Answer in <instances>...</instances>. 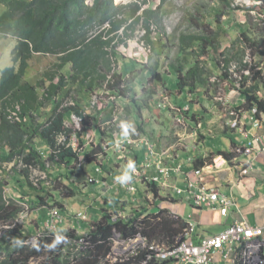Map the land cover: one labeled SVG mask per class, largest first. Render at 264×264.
Listing matches in <instances>:
<instances>
[{
	"label": "trees",
	"instance_id": "1",
	"mask_svg": "<svg viewBox=\"0 0 264 264\" xmlns=\"http://www.w3.org/2000/svg\"><path fill=\"white\" fill-rule=\"evenodd\" d=\"M0 4L5 5V10L0 16V33L12 34L17 38L13 50L16 65L0 71V264H30L31 259L38 258H41L44 264H109L106 259L110 251L109 238L115 230L120 232L123 238L141 232L150 242L173 244L175 236L185 225L182 218L169 215L166 209L151 213L149 208H146L144 211L135 212L129 219L118 217L112 221L111 215L119 213L121 207L116 204V198L109 199L105 196L100 200L107 207L103 208L101 218L92 223L86 236L87 246L74 256V262L62 259L59 254L61 241L76 236L73 229L44 234L33 246L21 244L25 238L32 236L34 231L27 230L22 234L19 225L10 226L23 206L19 199H14L5 192L6 184L18 186L20 182L23 183L27 190L22 198H27L26 201L28 200L31 207L50 205L46 198L49 195L44 198L45 192L51 194L46 185L48 180L56 186L61 185V189H67V196H72L79 187L65 183L62 179L68 180L69 176L63 175L62 172L55 175L53 169L62 166L70 169L79 161V153L70 144V137L74 133L81 134L86 125V115H93H88L78 99H74L71 105H62V99L57 98V91L67 93L70 84L76 83L77 92L94 91L104 86L125 95L124 88L121 87V75L112 69V61H116L119 54L117 46L122 42L126 43L123 37H129L128 31L133 32L142 20H145L144 26L149 33V19L155 10L145 7L147 0L129 4H116L114 0H0ZM141 9L142 13L139 14ZM213 23L215 24L216 20L206 24ZM221 25L220 23V29L223 28ZM237 26L238 36L231 46L236 48V55L233 56H229V47L220 50L219 31H214L212 35L189 37L199 43L200 51L207 60L221 66L224 64L226 73L219 76L220 85L226 82L238 89L245 98L243 107L250 109L256 105L258 111H263L264 99L258 97L256 92L261 86L260 83L264 85L259 71L252 67L251 78L255 80V84L247 86L244 78L245 81L240 80L237 87L233 84L232 73L228 68L234 61L238 66H245L242 61L247 50L264 58V27L259 28L248 20ZM146 37L149 40L148 36ZM185 40L186 37H183L182 42ZM36 52L56 55L62 53L58 56V67L62 68L70 63V73L65 75L60 70L47 73L45 79L36 84L23 81L28 61ZM175 70L179 72L177 87L179 90H185L188 86V80H182L185 73H182L181 67H176ZM186 72L184 78L189 81L196 80L195 84L204 81L200 77L197 79L200 74L198 61L190 65ZM151 78L157 79L160 86L165 84V79L157 70L152 71ZM39 87H45L42 89L44 93L40 92ZM166 89L172 90L169 86ZM71 113L81 119L80 129L65 125V116ZM61 136L64 139L60 141ZM35 137L47 147L46 156L39 150L34 141ZM83 141L84 138H80V144ZM99 152H103L102 147L90 148L84 152L83 159L88 161L87 163H93ZM219 153L227 159L234 156L228 151L221 150ZM6 163L20 164L19 169H10L15 175L8 174L9 171L3 166ZM48 163L54 165L52 171L47 166ZM204 163L203 160H196L195 167ZM33 169L44 172L46 180L38 179L35 183L31 179ZM5 175H9V179H5ZM58 177H61L60 180H57ZM152 190L155 194V187H152ZM55 204L61 210L64 209L62 201H56ZM150 253L149 248L142 249L122 264L169 262L155 258L147 259Z\"/></svg>",
	"mask_w": 264,
	"mask_h": 264
},
{
	"label": "rangeland",
	"instance_id": "2",
	"mask_svg": "<svg viewBox=\"0 0 264 264\" xmlns=\"http://www.w3.org/2000/svg\"><path fill=\"white\" fill-rule=\"evenodd\" d=\"M135 1L137 0H115L117 4H128ZM147 7L155 10V13L149 19V33L147 34V30L144 28L145 20L141 21L137 25L135 32H129L131 34L125 39L126 45L120 43V46H117L119 54L116 57V61H112L113 71L122 73L121 87L126 86L124 88L125 97L115 96L105 89L77 92L76 83L70 84L67 93L62 90L57 91V98L62 99V105H71L74 99H78L88 115H96V119L93 116L86 115L85 130L77 136L72 135L70 142L74 148L82 147L81 151L88 147H102L103 149L106 147L108 149L107 154H98L96 162L107 163L110 161L108 157L112 152V143L107 140V137L114 138V135H120L124 132L133 138H140L141 134L144 133L143 129H146L147 133L154 130L158 132V128L161 125L157 126V121H159L157 117H164L165 113L171 115L170 121L174 122L173 128L175 132L176 130H191L186 124V120L184 122L182 119L178 120L180 117L179 113L177 112L176 116V111L173 108H168L170 105L176 107L188 103L191 106H198L203 111L202 105L196 104L198 101L203 103L205 107L204 115L206 114V116L202 115L198 118L197 126H200L203 122V124H216V121L226 122L227 119H229L228 124L232 122L240 126L241 121L244 122L248 115L244 109L233 108L232 100L234 98L241 99L237 95V91L232 88L226 92L220 85L219 76L226 73L223 69L224 64L221 66V64L207 60L206 56L200 51L199 43L193 37H189V35H212L214 31H219L220 50L229 47V56L236 55V52H234L236 48L231 46L238 36L239 27L237 25L243 24L248 20L259 28L264 27V0H147ZM4 10L5 6L0 4V15ZM213 20H216L215 24H206ZM220 23L222 24L220 26L223 27L222 29L219 28ZM145 35L148 36L149 40ZM183 37H186L184 43L182 42ZM16 42L17 38L12 34L0 36V71L4 67L16 65L13 59V50L16 47ZM244 57L245 61L248 62L246 69L243 70L239 66L236 67L234 65L235 61L230 66L228 71L233 73L231 74L232 81L240 76L242 78L249 77L252 67L254 70H261V75L264 74L263 57L249 50H247ZM131 59L134 60L131 61ZM196 61H198L200 69L197 79L200 77L205 81L200 82L201 84H195L196 80L189 81V79L184 78L189 66L195 64ZM59 63L58 58L52 54L36 52L28 61V68L22 79L23 81L36 84L40 80H44L47 73H56V71L60 70V72L67 75L71 70L70 65L67 64L60 68L58 67ZM176 67H181L183 73H185L182 76V80H188V86H186L183 94H179L180 91L177 87L178 74L175 70ZM155 69H160V74L165 79V84L162 86H160L157 79L150 78V72L155 71ZM237 69H240L239 73L236 72ZM262 78L264 80V76ZM234 82L236 83L235 80ZM168 86L173 92L178 91V95L175 97L169 95V90L166 89ZM39 89L40 92L44 93L42 89H45V87H39ZM154 92L155 94H153ZM132 95H134L135 99L130 100ZM259 96L264 98V87L261 88ZM189 98H192V100L189 101ZM154 100L166 102V107L163 108L166 111H160L153 104ZM204 118H206L205 121H203ZM64 122L65 125L73 126L75 129L81 127V120L76 115H67ZM181 122L183 123L178 124ZM97 128L100 129V133L95 132ZM80 137H84L82 144H80ZM170 137L178 140V137L174 135ZM63 139V136L59 138L60 141ZM34 141L38 145L39 150L45 154L43 149L46 146L44 143L38 137H35ZM83 144H86V146ZM127 148L129 150V146ZM80 162H76L73 168L70 169L65 167L53 169V174L55 175L58 172H62L63 175L69 176L67 181L62 179L65 183H76L79 187L72 196H67V189H61V185L56 186L55 183H51L48 180L46 185H48L47 189L51 190V194L48 191L45 192L44 198L49 195L46 198L51 206L56 201H62L65 209L67 205L72 208V211L87 209L86 205H81V203H86L96 209L97 203L95 200L101 199V189L98 197L95 193L87 191L89 174L85 173V171L90 170L91 163L83 160L82 156ZM3 166L9 171V175H15L10 170L13 167L20 168V164L14 165L13 163H7ZM9 175H5V179H9ZM45 175L44 172L33 169L31 179L36 183L38 179L46 180ZM58 179L60 180L59 177ZM10 186L14 188L13 185ZM10 186L6 184V192L10 191ZM18 187L24 188L25 185L22 183V186L18 185ZM118 191L123 195L124 199H131L136 196V194L127 193V190L121 186L118 187ZM17 192L19 193V191ZM99 203L100 209L106 206L102 201ZM55 206L57 205L55 204ZM127 208L125 214L129 216L131 211L127 210ZM87 210L88 220L81 221L85 227L82 226L78 230L77 234L79 235H82L85 230H90L91 221H98L102 215L99 212H92L90 206ZM60 227H65V223Z\"/></svg>",
	"mask_w": 264,
	"mask_h": 264
},
{
	"label": "crops",
	"instance_id": "3",
	"mask_svg": "<svg viewBox=\"0 0 264 264\" xmlns=\"http://www.w3.org/2000/svg\"><path fill=\"white\" fill-rule=\"evenodd\" d=\"M237 95H239L241 99L234 98L232 100L234 104L233 107L242 103V96L238 93ZM196 104L202 105L205 110L203 103L198 101ZM204 110L202 111L198 106L189 105L185 120L191 130H176L175 132L173 128L174 122L170 121L171 115L165 112L164 117H157L159 119V121H157V126L161 125V127L158 128V132L154 130L147 133L146 129H143L144 133L141 135L147 136L152 143H154L155 148H163V150L167 151L165 162L169 165H176L179 163L182 165L183 170L178 174H172L171 172L169 178L163 180L165 186L162 185V188L159 187V191H157L156 201H158V206L176 210L184 219L195 221L197 223L196 233L198 235L214 234L233 222H246L251 225L264 227V151H261L259 147V145L264 146V114L261 116V127L252 126L248 123V118L244 119V122L240 120V126L238 125L232 128L228 126L227 122L229 119H227L226 122L216 121V124H203V122L200 126H197V120L200 116L204 115ZM204 116H206V114ZM206 118H204L203 121H205ZM160 122L161 124H159ZM172 135L178 137V140L177 138L175 140V138L173 139L170 137ZM256 135L260 137L261 141H255V149L250 156L251 163L246 173L242 174L239 172L245 156H239L237 158L238 162L233 164V162L230 163L218 154L221 150H232L234 144L254 141L253 138ZM116 136L118 135H114V138L107 137V140L113 142ZM145 155L146 150L141 145H132L129 147V153L127 154V161L128 165H130V169L133 167L134 171L143 173L142 176H135V179L138 181L136 182L138 190L140 189L142 193L144 192L142 194L144 199H142L139 193L136 198L132 199V205L137 207L142 205L140 202L144 203L145 200L152 197L149 187H147L144 182V178L155 174V168H153V166L150 169H145L143 167L142 162ZM208 156L211 157L212 162L214 160L216 163H205L200 168H194L195 160L206 159ZM108 158L110 159L109 166H111V168L107 169V172H111L112 177L124 176L126 168L124 163L118 161L116 154L113 152L109 154ZM189 159H192V161H189ZM214 164L219 168H215ZM89 168V173H92L94 170H92L93 166L91 165ZM186 176H190L194 181L201 182L207 186H217L222 193L232 198L234 205L229 208L226 215H221L218 210H213L208 207H196L190 200H185L183 196L177 195L174 191V187L183 186L185 184L184 180ZM161 182L162 181L156 183V186L162 184ZM19 185L22 186V183ZM95 186L96 187L88 186L87 190H90V193L92 190L98 193L100 189H103L100 188V185ZM9 190V192H6L9 196L19 197L20 199L27 189L25 187L20 188L14 186L13 188L10 186ZM17 191H19V193ZM167 196L173 197L174 202L169 203L165 200ZM20 202H22V200H20ZM99 202H101L100 199L96 201V209L92 206L90 209L92 212H99V214H102L104 206L100 209ZM83 204L87 205L86 203H81V205ZM71 209L72 208L66 205V209L62 210V212L68 213V211H72ZM45 216V206L31 209L29 220H33V223L30 224L29 228H35L38 224H41V219L42 217L45 218ZM73 226L77 230L82 228V226L85 227L83 223L78 224L77 222L74 223L73 220H65L66 228ZM237 250H239V245L234 243L231 247H226L220 252H214L211 263L236 264L235 259ZM224 255H226V257H224Z\"/></svg>",
	"mask_w": 264,
	"mask_h": 264
},
{
	"label": "built area",
	"instance_id": "4",
	"mask_svg": "<svg viewBox=\"0 0 264 264\" xmlns=\"http://www.w3.org/2000/svg\"><path fill=\"white\" fill-rule=\"evenodd\" d=\"M149 156H154L150 143L145 141ZM118 145V144H117ZM250 146L243 150L237 148L238 151H249ZM151 162L148 158L144 161L145 167H150ZM158 171L162 178L166 179L171 171L181 172L180 167L167 168L157 164ZM153 180H158V176H153ZM130 190H134L132 183L126 185ZM177 194L184 195L197 206H204L213 209H218L223 215L228 211L229 206L233 205L231 197L221 194L216 187H207L204 184L194 181L188 177L185 180L184 187L175 188ZM28 215V208L16 218L11 226L17 224L22 226ZM123 217L120 213L111 217V220ZM77 220L86 218V214L82 211L75 214ZM123 218H126L124 216ZM64 222V216L61 214L59 208L55 206H46V217L42 221L40 228L36 230L35 235L24 239L21 244L35 245L38 238L47 233L58 232L60 226ZM194 225L188 223L174 238V243L171 245L159 244L152 242L149 246L152 250L148 255V259L155 258L157 260H169L173 264H212V254L216 251H222L226 247H230L232 243L238 242L242 244V264H264V229L261 227H254L245 222H235L224 228L217 234L201 237L196 240L193 237ZM85 235V234H84ZM69 237L65 241H61L62 248L65 254H74L87 246L85 236ZM110 251L107 255L109 264H122L129 261V259L140 251L143 247L148 245V240L141 233L123 238L120 232L116 230L109 238ZM226 255H224L225 257ZM31 264H39V260H31ZM102 264V263H101ZM142 264V263H129Z\"/></svg>",
	"mask_w": 264,
	"mask_h": 264
},
{
	"label": "clouds",
	"instance_id": "5",
	"mask_svg": "<svg viewBox=\"0 0 264 264\" xmlns=\"http://www.w3.org/2000/svg\"><path fill=\"white\" fill-rule=\"evenodd\" d=\"M138 1H140V0H137V1H135V2H138ZM87 2H92V0H87ZM114 2H115V0H114ZM116 3V2H115ZM132 3V2H131ZM117 4V3H116ZM118 4H121V3H118ZM129 4V3H128ZM5 6V5H4ZM146 8H148L147 7V4H146V6H145ZM142 10L143 9H141L140 10V12H139V14H141L142 13ZM4 12V11H3ZM2 12V13H3ZM1 13V14H2ZM1 16V15H0ZM143 21V20H142ZM136 28H137V26H136ZM136 28H135V30L133 31V32H135L136 31ZM144 28H145V26H144ZM149 28H150V24H149ZM146 29V28H145ZM147 30V29H146ZM128 32H131V30H129ZM133 32H131V33H133ZM131 33H129V34H131ZM8 34V33H7ZM7 34H5V35H2L1 33H0V36H6ZM147 34H148V31H147ZM146 36V35H145ZM127 37H123V39H124V41H126L125 39H126ZM17 43V42H16ZM122 44H123V42H122ZM16 45V44H15ZM123 45H126V43L124 42V44ZM38 53H40V52H38ZM42 54H50V53H42ZM62 54V53H61ZM61 54H58V55H56V54H52L53 56H56L57 58H58V56L59 55H61ZM59 60V59H58ZM134 59H131V61H133ZM130 64H132L131 62H129ZM242 63L243 64H245V66H239V68L240 69H242L243 68V70L244 69H246L248 66V62L247 61H245V57H244V59H243V61H242ZM69 65H70V67H71V64L69 63ZM232 65V64H231ZM230 65V66H231ZM236 67H238V65L235 63L234 64ZM230 66H229V68H230ZM7 67H10V66H7ZM7 67H4V68H7ZM251 67V66H250ZM229 68H228V70H229ZM240 69H237L236 70V72H238L239 73V71H240ZM155 70H157L158 72H161V70L160 69H155ZM154 71V70H153ZM255 71H259V74L261 75L262 74V72H261V70H255ZM117 72V71H116ZM177 72V71H176ZM70 73V72H69ZM68 73V74H69ZM118 73V72H117ZM179 72H177V74H178ZM182 73H183V71H182ZM232 73V72H231ZM118 74H120L121 75V78L123 77L122 76V73H118ZM150 74L152 75V72H150ZM184 74V73H183ZM233 74V73H232ZM262 77L264 76V74L263 75H261ZM168 77H169V75H168ZM178 77H179V74H178ZM140 78V77H139ZM150 78H151V76H150ZM244 78H246V84H247V86H251V85H253V84H255V80L253 79V78H251V75L249 76V77H244ZM244 78H242V76H240V77H238V78H236V79H234L235 81H236V83L234 82V80H233V83H234V85H236L237 87H239V81L240 80H243V81H245L244 80ZM178 80H179V78H178ZM219 80H220V77H219ZM125 81V80H124ZM124 81H123V83H124ZM178 82V81H177ZM104 85L106 86V83H104ZM261 86H260V88H259V90H257L256 92H257V96L258 97H260L259 96V92L261 91V88H263L264 87V85H262V84H260ZM222 86V88H224L225 89V91L226 92H228L229 90H231L232 88L233 89H235L236 91H237V93L238 94H240L241 96H242V103L241 104H239L238 106H235V107H233V108H236V109H239V110H246L245 112H247L248 113V115L246 116V119L248 118L249 120V122L248 123H250L252 126H254V127H261V125H262V120H261V116L264 114V110L263 111H258V108H257V106L256 105H254L252 108H250V109H248V108H245V107H243L242 105L244 104V96H243V94H241V92L238 90V89H236V88H234V87H232V86H230V85H228L226 82L224 83V85H221ZM224 86H227V88H225ZM228 86H230V87H228ZM123 88H126V86L124 85L123 86ZM100 89H105L106 91H108L109 93H111V94H113V95H115V96H122V97H125V95H122L121 93L119 94L118 92H115V91H113V90H109V89H107L106 87H102V88H100ZM98 90V89H97ZM180 91V93L179 94H183L185 91L184 90H179ZM153 94H155V92L153 93ZM169 95H173L174 97L175 96H177L178 95V91H175V92H173L172 90H169ZM171 96H170V98H171ZM131 99L130 100H132L133 98H134V95H132L131 97H130ZM260 98H262V97H260ZM135 99V98H134ZM264 99V98H263ZM190 100H192V99H189V101ZM153 104L160 110V111H166V110H164L163 108H165L166 107V102H164V101H158V100H154V102H153ZM172 104V103H171ZM168 108L170 109V108H173L176 112H175V115L177 116V112L179 113V119L178 120H183V122L185 121V116L184 115H186L187 114V109H189V104L187 103L186 105H183V104H181V105H179V106H176V107H173V106H168ZM86 111V110H85ZM87 112V111H86ZM72 115H75V114H73V113H71ZM71 114H69V115H71ZM77 116V115H76ZM96 116V115H95ZM65 119H66V116H65ZM80 119V118H79ZM95 119H96V117H95ZM81 120V119H80ZM183 122H181V123H178V124H182ZM66 126H68V125H66ZM86 126V125H85ZM228 126L230 127V128H232V127H237L238 125H236V124H233L232 122L231 123H229L228 124ZM80 129V128H79ZM85 130V129H84ZM97 131L100 133V129L99 128H97ZM95 132H96V130H95ZM72 135H75V136H77V134L76 133H74V134H72ZM72 135H71V137H72ZM71 137H70V142H71ZM81 138V137H80ZM80 138H79V140H80ZM253 140L254 141H248L247 143H239V144H234V146H233V148H232V150H230V151H228V152H232L233 153V157L231 158V159H227L226 157H224V155L223 154H221V153H218L220 156H222L225 160H227V161H229L230 163L231 162H233V164H235V163H237L238 161H237V158L239 157V156H245V158H244V161L242 162V167L239 169V172H241L242 174H244V173H246V171H248L247 170V168L249 167V165H250V163H251V154H252V152H253V150L255 149V145H256V142H260L261 141V139H260V137L258 136V135H256V136H254V138H253ZM145 141H147L148 143H150L151 144V146H152V148H153V150L155 151V154H154V156H149V152H148V149H147V146H146V144H145ZM256 141V142H255ZM84 142V141H83ZM112 143V147H111V151L113 152V153H115L116 154V157H117V159H118V161H120L121 163H124V165L126 166V168H125V172H124V176H121V177H112L111 176V172H107V169H110L111 168V166H109V164H110V162H107V163H105V162H96V160L93 162V163H91V165L93 166V168H92V170H93V172L92 173H89V171L87 172V171H85V173H88L89 174V180H87V182H88V186H94V187H96L95 185H100V188H103V189H101V197L102 196H105L106 198H109V199H111V198H113V199H115L116 198V200H117V205H118V207H121V209H119V210H121L119 213L124 217V216H126V218H123V217H121L122 219H129L130 217H132L133 216V214L135 213V212H141V211H144L146 208L148 209L149 208V212H151V213H156V212H158V210L159 209H166L167 211H168V213H169V215H171V216H173V217H180V218H182L183 220H184V222H185V225L182 227V229L188 224V223H193V225H194V230H193V237H194V239H196V240H198V239H200L201 237H204V236H208V235H198L197 233H196V227H197V223L195 222V221H193V220H191V219H184L176 210H171V209H168V208H162V207H159L158 206V201H156V197H157V191H159V187L160 188H162V185L163 186H165V184H164V182H163V180H166V179H168L169 178V176L166 178V179H163L162 178V176H161V173L158 171V167H157V164L160 166H163V167H167V168H174V167H176V166H179L180 167V171L182 172L183 170H182V165L181 164H176V165H169L168 163H166L165 162V159H166V155H167V151L166 150H163V148H160V149H157V148H155V145H154V143H152V141L147 137V136H145V135H141L140 136V138H133V137H131V136H129L128 135V133H124V132H122L120 135H118L117 136V138L116 139H114V141L113 142H111ZM71 144V143H70ZM118 144V145H117ZM72 145V144H71ZM84 146H86V144H83ZM132 145H141V146H143L144 147V149L146 150V155H145V157H144V159H143V162H142V165H143V167L145 168V169H150L152 166H153V168H155V174H153V175H151V176H149V177H145L144 178V182L146 183V185H147V187H149V190H150V192H151V198L150 199H148V200H145V202L144 203H142V202H140L142 205L140 206V207H137V206H133L132 204H133V201H132V199H134V198H136L137 197V195H138V193L141 195V197H142V199H144V196H142V194L144 193H142V191H140V189L138 190V187H137V185H136V182H138L136 179H135V176H142L143 175V173L142 172H139V171H134L133 170V167H131V169H130V165H128V161H127V154L129 153V150H128V148H127V146H129V147H131ZM248 146H250L251 147V149L247 152H245V151H238L237 150V148H240L241 150H243L245 147H248ZM259 147L261 148V151H264V146H261V145H259ZM90 148H92V147H88L87 149H84V150H82L81 151V149H82V147L81 148H75L77 151H78V153H79V163H81L80 162V158H81V156L83 157V154H84V152L85 151H87L88 149H90ZM103 149V148H102ZM43 150H45V152L44 153H46L47 152V147H44V149ZM222 151H224V150H222ZM107 152H108V149L105 147L104 149H103V152L102 153H104V154H107ZM111 152V153H112ZM83 153V154H82ZM101 152H99L98 154H102ZM97 154V155H98ZM44 156H46L45 154H43ZM97 158H98V156H97ZM146 158H148V160L151 162V165H150V167H145L144 166V161H145V159ZM84 160V159H83ZM197 160H200V161H204L206 164H211V157L210 156H208V157H206V159H197ZM213 160V159H212ZM189 161H192V159H189ZM196 161V160H195ZM204 163V164H205ZM212 163H216V162H214V160H213V162ZM7 164V163H6ZM204 164H202V165H200L198 168H200L201 166H203ZM91 165H90V167H91ZM47 166H49L50 167V170L52 171V169H53V166L54 165H51L50 163H48L47 164ZM214 166H215V168H219L218 166H216V164H214ZM62 167H64V166H62ZM194 168L196 169V167H195V162H194ZM2 170L0 169V172H1ZM104 172V173H103ZM172 172V174L173 173H176V174H178L177 172H173V171H171ZM181 172H179V173H181ZM129 173V174H128ZM126 174H128V175H126ZM46 176V175H45ZM153 176H158V180H153L152 179V177ZM188 177H190V176H186V178H185V180L188 178ZM59 178H61V177H59ZM121 180H120V179ZM191 178V177H190ZM130 179H132L131 181H129ZM184 180V181H185ZM67 181V180H66ZM160 181H162L161 183L162 184H159L158 186H156V183H159ZM65 182V181H64ZM197 182V181H196ZM129 183H132V185L134 186V190H130L129 188H127L126 187V185L128 184L129 185ZM199 183H201V182H199ZM46 184H48V181L46 182ZM73 184H76V183H73ZM201 184H203V183H201ZM77 185V184H76ZM205 185V184H204ZM73 186V185H72ZM87 186V187H88ZM119 186H121L122 188H125L126 190H127V193H130V194H132V195H135L136 194V196L134 197V198H131V199H124L122 196L123 195H121L120 193H119V191H118V187ZM205 186H207V185H205ZM152 187H155V189H156V193L154 194V192H153V190H152ZM178 187H184V185L183 186H178ZM207 187H216L217 189H218V191L221 193V194H223V195H226V194H224V193H222L220 190H219V188L217 187V186H207ZM175 188H177V187H174V191H175V193L177 194V192H176V189ZM92 189V188H91ZM87 191H89L90 192V190H87ZM137 191H138V193H137ZM6 192V191H5ZM91 193H95V195H97V197L98 196H100V193L98 192V193H96V192H94L93 190H92V192ZM177 195H181V194H177ZM181 196H183L184 197V195H181ZM226 196H228V195H226ZM12 198H14V199H19V197H14V196H11ZM228 197H230V196H228ZM22 197H20V199L19 200H22V202H20L21 204H22V206H23V208H22V211L21 212H23V210L27 207L28 208V215H27V217H26V219H25V221H24V223H23V225L22 226H20V228H21V233L23 234V233H25V231H27L28 230V232L29 231H34V234L33 235H35V233H36V230L37 229H39L40 228V225L41 224H38L35 228H29L30 227V224H32L33 223V220H29V215H30V212H31V209H33V208H36V207H38V208H40L41 206H44V205H35V206H33V207H31L30 205H29V202H28V200L26 201V199L27 198H22ZM90 199V198H89ZM184 199L185 200H188L187 198H185L184 197ZM165 200H167L169 203H173L174 202V199H173V197L171 198L170 196L168 197H165ZM97 200H95V202H96ZM233 203H234V201H233ZM195 205V204H194ZM234 205V204H233ZM48 206H51V205H48ZM55 206V205H54ZM89 206H90V208H91V205H86V207H87V209L89 208ZM196 207H201V208H203L204 206H197V205H195ZM232 206V205H231ZM231 206H229V208L231 207ZM55 207H57V206H55ZM105 207H107V206H105ZM128 207V208H127ZM57 208H59V207H57ZM126 208H127V210H129V211H131V215H129V216H127L126 214H125V210H126ZM209 208V207H208ZM229 208H228V211H229ZM87 209H85V210H75V211H68V213L66 212V213H63L62 212V210L59 208V210H60V212H61V214L64 216V222H63V224L65 223V220L67 219V220H73V222L74 223H81V221H84V220H87L88 218H87V215H88V210ZM210 209H213V208H210ZM63 210H65V207H64V209ZM213 210H218V209H213ZM45 211H46V205H45ZM80 211H82V212H84L85 214H86V218L85 219H82V220H77L76 218H75V214L77 213V212H80ZM219 211V210H218ZM228 211H227V213H228ZM21 212L19 213V215L21 214ZM219 213L221 214V215H223L220 211H219ZM226 213V214H227ZM118 214V213H117ZM225 214V215H226ZM18 215V216H19ZM113 215H115V213H113ZM113 215H111V217L113 216ZM46 217V216H45ZM118 218V217H117ZM32 219V218H31ZM45 218H43L42 217V219H41V223H42V221L44 220ZM116 220V219H115ZM113 221V220H112ZM15 222V221H14ZM92 221H91V227H92ZM233 223H235V222H233ZM246 223V222H245ZM249 225H251V224H249ZM11 226V225H10ZM17 226H18V224H17ZM229 226V225H228ZM252 226H254V227H261V226H257V225H252ZM11 227H14V226H11ZM227 227V226H226ZM225 227V228H226ZM261 228H263L264 229V227H261ZM70 229H73V230H75V232H76V236H72V237H75V238H78V237H81L82 235H84L85 236V239H86V236H87V234H88V232H89V230L88 231H84V233L82 234V235H79V234H77V232H78V230L73 226V227H68V228H66V227H60V229H59V231L60 230H70ZM181 229V230H182ZM180 230V231H181ZM223 230V229H222ZM221 230V231H222ZM179 231V232H180ZM178 232V233H179ZM220 231H218V232H216V233H214V234H217V233H219ZM138 233H141V232H138ZM142 234V233H141ZM214 234H210V235H214ZM32 235V236H33ZM143 235V234H142ZM32 236H29V237H32ZM144 236V235H143ZM29 237H27V238H29ZM146 237V236H145ZM27 238H25V239H27ZM69 238V237H68ZM147 238V237H146ZM66 240V239H65ZM65 240H63V241H65ZM148 240V239H147ZM38 242V241H37ZM86 242L88 243V241L86 240ZM151 243L152 242H150L149 240H148V245L146 246V247H143L142 249H146V248H149V250H151L150 249V245H151ZM235 243H237L238 245H239V250H237L236 251V259H235V263L237 264V263H239V264H242V244H240V243H238V242H235ZM234 243H232V245H233ZM24 245H26V244H24ZM231 245V246H232ZM31 246H33V245H31ZM230 246V247H231ZM62 248V247H61ZM142 249H140V250H142ZM45 250H47L48 251V249H45ZM80 251V250H79ZM78 251V252H79ZM78 252H75L74 254H65L63 251H61V249H60V252H59V254H60V257L62 258V259H67L69 262H74L75 260H74V256L75 255H77L78 254ZM151 252H152V250H151ZM216 252H220V251H216ZM151 254V253H150ZM213 255V254H212ZM226 257V256H225ZM148 259V258H147ZM153 259V258H152ZM31 260H34V261H36V260H39V264H44L43 262H42V259L41 258H38V259H31ZM30 260V261H31ZM169 261V260H168ZM135 263V262H134ZM142 263V262H141ZM168 263H171L170 261L168 262ZM167 263V264H168ZM31 264V263H30Z\"/></svg>",
	"mask_w": 264,
	"mask_h": 264
}]
</instances>
